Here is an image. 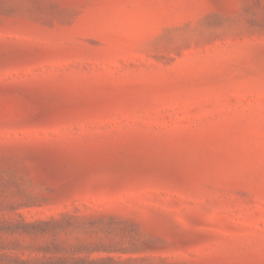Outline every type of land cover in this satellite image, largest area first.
Returning <instances> with one entry per match:
<instances>
[{"label":"rangeland","instance_id":"374dc122","mask_svg":"<svg viewBox=\"0 0 264 264\" xmlns=\"http://www.w3.org/2000/svg\"><path fill=\"white\" fill-rule=\"evenodd\" d=\"M0 264H264V0H0Z\"/></svg>","mask_w":264,"mask_h":264}]
</instances>
